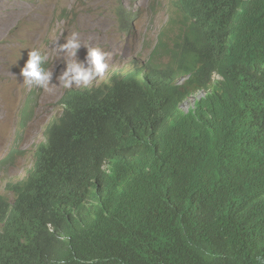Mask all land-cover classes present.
Instances as JSON below:
<instances>
[{
  "label": "clouds",
  "instance_id": "clouds-1",
  "mask_svg": "<svg viewBox=\"0 0 264 264\" xmlns=\"http://www.w3.org/2000/svg\"><path fill=\"white\" fill-rule=\"evenodd\" d=\"M255 11L264 12V0H238L233 9L239 15ZM181 15L184 21L179 42L169 53L168 49L155 50L146 64L129 74L113 70L93 85L109 70L111 53L82 45L75 32L66 43L56 42L57 54L70 58L65 59L66 67L58 77L59 85H55L64 88L55 104L61 115L48 124L45 141L36 146L26 179L7 185L14 200L0 194L9 206V214L19 190L35 173L39 148L48 144L50 132L66 130L73 148L86 149L108 118L109 99L117 80L129 83L136 76L143 82L150 64L162 69L175 64L172 53L184 44L188 27ZM217 27L219 41L212 55L189 73L173 75L170 81L158 79L150 85L142 116L132 123L110 127L112 143L80 189L52 196L45 226L34 238L23 241L25 264H117L111 248L123 238L136 239L142 248L127 264L154 260L180 264L169 252L185 254L188 250L175 228L194 234L202 218L192 198L149 180L147 172L193 152L199 141L206 143L218 159L231 161L227 192L237 184L240 196L250 199L256 208V219L243 222L242 232L256 229L264 220V189H258V183L264 184V44L254 51V36L232 30L226 19ZM81 46L87 48L83 62L77 60ZM165 54H171L169 63H157L155 57ZM47 60V53L38 49L28 52L20 70L25 86L51 90L53 74L46 68ZM204 67V77H196ZM39 102L40 92L31 91L19 114L20 134L33 121ZM65 172L72 179L77 170L66 165ZM168 213L173 215L170 223L162 220Z\"/></svg>",
  "mask_w": 264,
  "mask_h": 264
},
{
  "label": "trees",
  "instance_id": "trees-1",
  "mask_svg": "<svg viewBox=\"0 0 264 264\" xmlns=\"http://www.w3.org/2000/svg\"><path fill=\"white\" fill-rule=\"evenodd\" d=\"M237 3L238 0H177V9L184 15L188 27L184 44L172 53L175 64L166 69L150 64L143 82L136 76L129 83L117 80L109 99L108 118L86 149L73 148L66 130L49 133L48 144L39 148L35 173L19 190L10 214L9 206L0 198V264H25L23 241L34 238L45 226L52 196L80 189L112 143L110 127L132 123L142 116L145 92L150 85L158 79L170 81L173 75L189 73L212 55L219 41V23L226 19L232 30L254 36V51L264 44V12L235 14L233 9ZM162 44L164 50H167L165 45L170 46L163 41ZM205 70L202 68L195 76L203 78ZM66 165L76 168L75 178H67ZM231 167L230 160L218 159L206 143L199 141L193 152L149 168V180L188 195L202 218L194 234L175 228L188 250L185 254L177 250L169 252L180 264H264V220L256 229L242 232L243 222H253L257 211L250 199L240 196L237 184L227 192L226 177ZM258 189H264V184L258 183ZM172 219L173 215L168 213L162 220L170 223ZM140 251L142 248L136 239L123 238L111 248V255L117 264H127ZM148 264L177 263L154 260Z\"/></svg>",
  "mask_w": 264,
  "mask_h": 264
},
{
  "label": "rangeland",
  "instance_id": "rangeland-1",
  "mask_svg": "<svg viewBox=\"0 0 264 264\" xmlns=\"http://www.w3.org/2000/svg\"><path fill=\"white\" fill-rule=\"evenodd\" d=\"M177 0H0V194L11 201L7 185L26 179L34 163L36 146L45 141L46 128L61 115L56 103L62 87L58 77L66 67L65 57L54 45L66 43L73 32L82 45L111 53L109 70L129 74L147 63L155 50L179 42L183 16ZM47 53L45 62L52 74L50 91L25 86L20 70L28 52ZM87 48L81 46L77 60L85 61ZM167 65L171 54L156 56ZM87 66V65H85ZM53 84V85H52ZM40 92L39 108L28 129L19 132V114L33 90ZM39 96V93L38 95Z\"/></svg>",
  "mask_w": 264,
  "mask_h": 264
}]
</instances>
